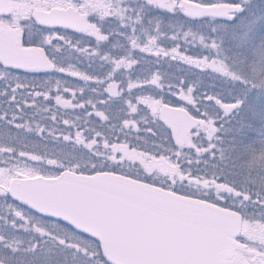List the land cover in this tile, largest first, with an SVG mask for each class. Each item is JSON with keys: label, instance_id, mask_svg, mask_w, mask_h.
<instances>
[{"label": "snow or ice", "instance_id": "snow-or-ice-1", "mask_svg": "<svg viewBox=\"0 0 264 264\" xmlns=\"http://www.w3.org/2000/svg\"><path fill=\"white\" fill-rule=\"evenodd\" d=\"M0 264H264V0H0Z\"/></svg>", "mask_w": 264, "mask_h": 264}]
</instances>
